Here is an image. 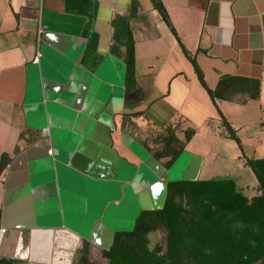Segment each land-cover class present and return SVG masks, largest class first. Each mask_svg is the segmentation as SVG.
<instances>
[{
    "label": "crops",
    "instance_id": "crops-1",
    "mask_svg": "<svg viewBox=\"0 0 264 264\" xmlns=\"http://www.w3.org/2000/svg\"><path fill=\"white\" fill-rule=\"evenodd\" d=\"M159 1L167 21L152 0H0V261L35 264L16 248L33 222L99 243L160 208L168 181L251 183L239 149L264 157V0ZM223 75L257 79V98L214 97ZM186 130L165 167L153 153Z\"/></svg>",
    "mask_w": 264,
    "mask_h": 264
},
{
    "label": "trees",
    "instance_id": "trees-1",
    "mask_svg": "<svg viewBox=\"0 0 264 264\" xmlns=\"http://www.w3.org/2000/svg\"><path fill=\"white\" fill-rule=\"evenodd\" d=\"M152 2L167 21L160 1ZM124 62L126 85L129 86L133 83L134 62L133 40L129 30ZM258 86L257 79L223 75L219 77L212 95L244 103L247 99L257 98ZM191 133L184 131L183 141L168 135L161 149L155 151L153 156H168L164 165L168 168ZM7 160L5 154L0 156V164ZM248 160L259 179L257 194L246 197L230 177L168 181L162 206L153 210H140L134 219V233L142 240L147 232H159L162 229L167 231V243L173 246L176 243L175 230L183 228L182 241L207 246L212 254V264H264V157ZM0 264L11 262L2 260Z\"/></svg>",
    "mask_w": 264,
    "mask_h": 264
},
{
    "label": "flooded vegetation",
    "instance_id": "flooded-vegetation-1",
    "mask_svg": "<svg viewBox=\"0 0 264 264\" xmlns=\"http://www.w3.org/2000/svg\"><path fill=\"white\" fill-rule=\"evenodd\" d=\"M185 219L188 222L186 216ZM183 232V228L175 230L176 243L172 246L166 241L167 231L147 232L141 240L132 226L113 231L112 237L105 236L99 243H89L87 239L79 242L71 258L61 264H212V254L207 246L184 243ZM200 248L202 251L199 252Z\"/></svg>",
    "mask_w": 264,
    "mask_h": 264
},
{
    "label": "water",
    "instance_id": "water-1",
    "mask_svg": "<svg viewBox=\"0 0 264 264\" xmlns=\"http://www.w3.org/2000/svg\"><path fill=\"white\" fill-rule=\"evenodd\" d=\"M195 73L198 80L201 83V78L198 71L195 68ZM209 97L218 116L223 121L224 125L230 132V135L234 137L233 133L229 129L224 117L217 109L213 96L209 92ZM240 156L243 161L249 167L251 173L259 184V179L257 178L254 170L249 164L248 158L245 156L242 149H239ZM187 180H194V177H187ZM165 195V185L163 187ZM163 202V201H162ZM163 204V203H162ZM160 205L159 207H161ZM29 229H21L20 236L17 243V250H21L22 259L34 263H44V264H61L63 261L69 260L71 255L78 245L80 236L69 228H63L60 225H51L47 227H41L40 225H35V222L30 226ZM112 234V231H111ZM2 237V231H0V240ZM112 237V236H110ZM86 239V238H85ZM87 239L90 240L88 237ZM111 239V238H110ZM111 241V240H110Z\"/></svg>",
    "mask_w": 264,
    "mask_h": 264
},
{
    "label": "rangeland",
    "instance_id": "rangeland-1",
    "mask_svg": "<svg viewBox=\"0 0 264 264\" xmlns=\"http://www.w3.org/2000/svg\"><path fill=\"white\" fill-rule=\"evenodd\" d=\"M243 172H244V175H246V177L249 179V182H251V183H247L250 186H248L246 183H240V181H236V186L238 187L239 190L242 191V193H246L247 195H252V194L255 195V194H257L258 193V190L256 188V185L257 184L255 185V181H256V179H254L255 177H253L252 174H249V172H248V170H246V168L243 169ZM125 201H127V199H125ZM127 205H128V203H127ZM129 206H132L131 208H135L136 201L135 200H131V203L128 205V208L127 209H130ZM122 207H120V208L122 209ZM117 211H118L117 216H116L117 219L120 218V217H122V214L125 215L126 213H129L130 212V211L129 212L128 211L127 212H122L120 209H118ZM137 214H138V211L132 213L130 215V217H129V221L130 222H127L126 225H122L121 223H119L118 226L119 227H123L122 229H129V228H131L133 226L134 219L136 218ZM155 233L158 234V231H155ZM155 237H157V236H155ZM87 238H88V236L86 237V239ZM98 240L101 242L102 239H98ZM11 264H15V263L13 262Z\"/></svg>",
    "mask_w": 264,
    "mask_h": 264
},
{
    "label": "built area",
    "instance_id": "built-area-1",
    "mask_svg": "<svg viewBox=\"0 0 264 264\" xmlns=\"http://www.w3.org/2000/svg\"><path fill=\"white\" fill-rule=\"evenodd\" d=\"M37 59H38L37 56H34L33 59H32V62H34V63L37 62ZM48 152H49V151H48ZM1 231L3 232L4 229H1Z\"/></svg>",
    "mask_w": 264,
    "mask_h": 264
},
{
    "label": "snow or ice",
    "instance_id": "snow-or-ice-1",
    "mask_svg": "<svg viewBox=\"0 0 264 264\" xmlns=\"http://www.w3.org/2000/svg\"><path fill=\"white\" fill-rule=\"evenodd\" d=\"M161 187H162L161 185H157V186H156L157 191H158Z\"/></svg>",
    "mask_w": 264,
    "mask_h": 264
}]
</instances>
